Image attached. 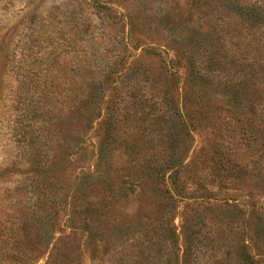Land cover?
Masks as SVG:
<instances>
[{
  "label": "rangeland",
  "instance_id": "1",
  "mask_svg": "<svg viewBox=\"0 0 264 264\" xmlns=\"http://www.w3.org/2000/svg\"><path fill=\"white\" fill-rule=\"evenodd\" d=\"M232 6L0 0V264L17 237L40 247L22 264L264 261V47L245 49L264 13L255 28ZM149 161L181 165L164 187ZM127 175L142 185L90 242L84 205Z\"/></svg>",
  "mask_w": 264,
  "mask_h": 264
},
{
  "label": "trees",
  "instance_id": "2",
  "mask_svg": "<svg viewBox=\"0 0 264 264\" xmlns=\"http://www.w3.org/2000/svg\"><path fill=\"white\" fill-rule=\"evenodd\" d=\"M193 3H195V5L197 7H199V3L202 1V0H192ZM228 2V6L229 8H233L232 5H236L239 10L242 12V14H239V17L240 19L242 20L243 18L246 19V20H249V21H255L257 23H254L255 25V28L257 27L258 28V24L259 22L262 20L261 19V13H264V5H262L260 3V1H255V2H251V1H247V0H226ZM216 8V7H214ZM218 9V8H217ZM215 9V10H217ZM230 12V11H229ZM231 17V16H230ZM220 19L216 20L214 22V26L215 27H219L220 25L218 24V21ZM261 26L264 27V23L261 24ZM252 35H249L250 40H249V44H246L245 46V49L248 50V52H246V55L248 56L249 58V49L251 47L254 46V48H256V52H257V49L261 48V45L262 47H264V30H258V33H251ZM259 34V35H258ZM221 36L218 37L217 39V44L216 45H220L221 43ZM251 46V47H250ZM250 47V48H249ZM216 49L220 50V53H221V49L222 47H216ZM239 49V47L237 46H234L233 49H229V51L227 52L226 54V57L222 56L221 54H219L217 51H210L208 57H209V60H207L210 64H213L214 65V61L218 60V61H224L225 58L228 60H232L233 63L232 64H235L237 62V57H236V50ZM244 49V50H245ZM242 50V51H244ZM255 50V49H253ZM245 58V57H244ZM253 61V62H251ZM248 62H251L249 63L248 65H254L255 64V57L252 58L250 61ZM244 64H247V63H243ZM197 71V69H196ZM213 71V70H211ZM106 74V73H104ZM108 75H105L104 77H107ZM201 81V80H200ZM108 83V78L105 79L104 78V81L103 82H100V86L103 88L106 84ZM204 83V82H202ZM109 84V83H108ZM198 88H204L200 82V84L197 86ZM194 88V86L192 87ZM93 89V88H92ZM113 90V89H112ZM93 97V94H91L90 96V99ZM86 103H90L89 99ZM75 109H77V107L75 105H73L71 107V112L73 114L74 111H76ZM228 111H230L231 109H233V107H228L227 108ZM78 111H80V108H78ZM150 162H154V161H149ZM148 163V165H149ZM155 163H153L154 165ZM172 165L169 167H167V164H164V162L159 165V166H153V165H150L149 167L151 168V171L154 172V177L155 179H157V181H160L163 179V182L161 183L162 186L166 187L167 186V181H166V177H167V174H166V170L167 169H175L177 166H180L181 165V162H176V161H173L171 163ZM166 167H165V166ZM169 169V170H170ZM3 172V171H2ZM2 172H0V176H2L3 174H1ZM98 174V176H97ZM100 173L98 172V170L96 169V172L94 173V175L92 176V178H95L97 177L98 180L102 178V176L99 175ZM113 183H114V186H113ZM88 184V182H87ZM112 185H110L108 183V192H109V197H104V199H109V202L108 204H101V203H98V204H87V205H84V208H85V211H84V217L86 216V219L85 221L87 220V218H89V221L86 222L88 227H86V232L88 233V238L87 239H90V242H91V239H93L95 236L94 233H93V229L91 227V225L89 224L90 222H92L94 216L97 217L96 220L98 219H103V221L105 222L106 220L107 221H111V219L114 220V214H113V210H112V207H114L113 205L117 203V196L121 197V198H128L129 195H133L137 192V190L139 189V187L142 185L141 181L139 179H137V177L133 176V175H127V176H117L116 178H114V180L112 181L111 183ZM169 194V197H167L168 199H170V201L172 202L174 200V195L172 193L171 190H169V192H167V195ZM117 197V198H116ZM90 201L91 200H95L97 199L96 195H91L90 197ZM92 203H94L93 201H91ZM107 202V201H106ZM96 205V207H95ZM230 207H233V209L236 208V205L234 206H230ZM238 211V209H237ZM101 213V214H100ZM92 216V217H91ZM29 221L27 219H25V221L23 220H20L19 222V225H24V224H28ZM18 225V226H19ZM23 238L25 237H22V238H19L17 237L16 238V241L15 243L13 244V246L11 247V249H8L6 250V252H8L9 254H12L15 256V258L18 260V264H22L23 260L24 259H31L33 256H36V254L39 252V248L40 247H36L35 245H31V246H26L25 248H22L23 246ZM55 249V248H53ZM189 250H190V247H189ZM187 251V254L185 253V256H189V255H192L190 254L191 251ZM240 257H241V261L244 263V264H264V261L260 262V261H255L254 260V257H252L246 250V247L244 246V248H241V251H240ZM66 259L70 260V257L69 255H66L65 256ZM176 260H180L179 256L177 255L176 256ZM25 262L27 263L28 261L25 260ZM71 263V262H70ZM69 263V264H70Z\"/></svg>",
  "mask_w": 264,
  "mask_h": 264
}]
</instances>
